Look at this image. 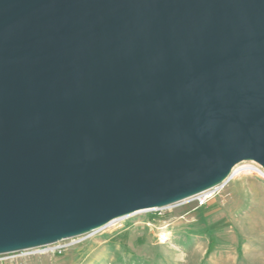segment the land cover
<instances>
[{"label": "water", "instance_id": "95a60500", "mask_svg": "<svg viewBox=\"0 0 264 264\" xmlns=\"http://www.w3.org/2000/svg\"><path fill=\"white\" fill-rule=\"evenodd\" d=\"M264 170V0H0V255Z\"/></svg>", "mask_w": 264, "mask_h": 264}, {"label": "rangeland", "instance_id": "374dc122", "mask_svg": "<svg viewBox=\"0 0 264 264\" xmlns=\"http://www.w3.org/2000/svg\"><path fill=\"white\" fill-rule=\"evenodd\" d=\"M56 245L26 264H264V177L242 173L202 206L192 197Z\"/></svg>", "mask_w": 264, "mask_h": 264}, {"label": "built area", "instance_id": "2783aa9c", "mask_svg": "<svg viewBox=\"0 0 264 264\" xmlns=\"http://www.w3.org/2000/svg\"><path fill=\"white\" fill-rule=\"evenodd\" d=\"M261 170H263V168H261ZM226 182L194 196L196 204L198 206L206 204L213 196H215L220 191V189L225 185ZM44 253H61V249H59L58 245L51 244L42 247L1 254L0 264H26L27 257Z\"/></svg>", "mask_w": 264, "mask_h": 264}, {"label": "bare ground", "instance_id": "6f19581e", "mask_svg": "<svg viewBox=\"0 0 264 264\" xmlns=\"http://www.w3.org/2000/svg\"><path fill=\"white\" fill-rule=\"evenodd\" d=\"M251 163L252 162H242V163L235 165L232 169V174L230 177H234L236 175H240L242 173H247V172H256V173L260 174V176L262 175L264 177V171H262L256 165H252ZM117 221H119V219L108 223L104 227L114 226ZM162 237L164 239L167 238L166 234H163Z\"/></svg>", "mask_w": 264, "mask_h": 264}, {"label": "crops", "instance_id": "0c3cea01", "mask_svg": "<svg viewBox=\"0 0 264 264\" xmlns=\"http://www.w3.org/2000/svg\"><path fill=\"white\" fill-rule=\"evenodd\" d=\"M232 261H233V260H232V258L230 257V264H234Z\"/></svg>", "mask_w": 264, "mask_h": 264}]
</instances>
